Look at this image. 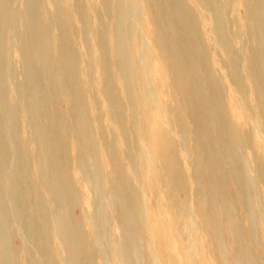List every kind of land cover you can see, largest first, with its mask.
I'll use <instances>...</instances> for the list:
<instances>
[{
	"label": "bare ground",
	"instance_id": "1",
	"mask_svg": "<svg viewBox=\"0 0 264 264\" xmlns=\"http://www.w3.org/2000/svg\"><path fill=\"white\" fill-rule=\"evenodd\" d=\"M0 264H264V0H0Z\"/></svg>",
	"mask_w": 264,
	"mask_h": 264
}]
</instances>
